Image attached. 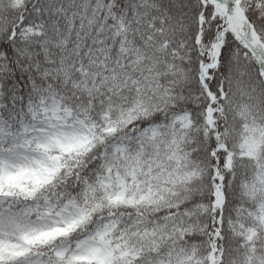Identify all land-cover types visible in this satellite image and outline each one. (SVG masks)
<instances>
[{"label":"snow or ice","instance_id":"6c2138e0","mask_svg":"<svg viewBox=\"0 0 264 264\" xmlns=\"http://www.w3.org/2000/svg\"><path fill=\"white\" fill-rule=\"evenodd\" d=\"M0 264H264V0H0Z\"/></svg>","mask_w":264,"mask_h":264}]
</instances>
